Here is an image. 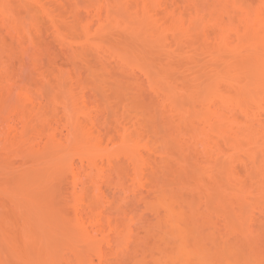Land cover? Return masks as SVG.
Here are the masks:
<instances>
[{
	"label": "bare ground",
	"instance_id": "bare-ground-1",
	"mask_svg": "<svg viewBox=\"0 0 264 264\" xmlns=\"http://www.w3.org/2000/svg\"><path fill=\"white\" fill-rule=\"evenodd\" d=\"M31 10L70 69L26 56ZM0 36L19 53L15 73L0 63V264L254 263L210 256L188 224L264 221V0H0ZM114 67L132 85L115 103Z\"/></svg>",
	"mask_w": 264,
	"mask_h": 264
},
{
	"label": "rangeland",
	"instance_id": "rangeland-1",
	"mask_svg": "<svg viewBox=\"0 0 264 264\" xmlns=\"http://www.w3.org/2000/svg\"><path fill=\"white\" fill-rule=\"evenodd\" d=\"M27 20H28L27 22H29V23L33 22L35 24V30L33 31V34H35V36H37V37L33 36L34 38L32 40H34L35 38H36V40H34V42H31L32 41L31 40L30 42L25 44L24 49H25L26 56L29 59H32V60H34L38 63H41L43 65H48L52 62H56L58 64H61V66L64 65L70 69L71 67H70V63L68 62V59H67L68 56L66 54V51L59 45L58 41L54 37V35L52 33L51 26H50V22L43 15V13H41L38 10H33V11L31 10ZM64 21H66V22H63L64 27L66 28L65 32L66 31H67L66 33L69 32L74 37L71 35L70 36L76 40L75 45H77V46H76V50L74 49V51L76 53H74V51H72L73 52L72 54H74L75 57L77 56L76 61L78 60V63H81V64L83 62L91 64L89 66H91V67L94 66L92 68H98L99 65L101 64L99 54L96 52L95 49H94L95 51L93 50L92 46L91 47L89 45L86 46L85 44L82 43V41L84 40V35L82 33L83 31L81 30V25L79 23L73 21V19L70 17H68V20H64ZM67 35L69 36V34H67ZM1 36H0V63L9 64L11 66L12 72L15 73L16 69H17V64H18L17 63V59H18L17 56L19 55V53L17 51V48L14 45L2 41L3 39H1L2 38ZM81 56H83L82 59H80ZM109 70L110 71L105 72L104 76L102 77L103 78V82H102L103 85L101 84L102 86H101L100 90H101V93L103 95L105 94V95L110 96L111 97L110 101L111 102L114 101L113 103H115V101L117 102L118 100L122 99L124 97L123 95H126V93H127L126 91L129 90L130 88H132V85H129V84H131V82L130 81L128 82V80H126V79H123V78H121L123 80H121L120 78L119 79H116V78L113 79L115 76L112 78L114 71H115V73H118V72H116L117 69H115V67L113 69L110 68ZM111 72H113V74ZM107 73H109V74L111 73V75H109ZM108 76L109 77L111 76V77L109 79H107ZM104 77H106V78L104 79ZM125 84L128 85L127 86L128 88L125 86ZM123 90L125 92H123ZM142 90H144V89L141 88L139 90L140 95L142 94L141 95L142 98H144L145 100H147V98L149 99L148 91L144 90V92H142ZM129 91H128V93H129ZM121 96H122V98H120ZM63 185L66 186V184H64V182H63ZM63 185H62V187H64ZM172 187L176 191L178 190V188H175L176 187L175 185ZM108 189H110V188H108ZM108 189H106L108 191V192L106 191V193H108V195H110V196L115 195L111 192L112 189L110 191ZM183 192H186V191H183ZM117 195L118 194H116V196L112 198V199H114L113 204H115L117 206V208L121 209V208L127 207L128 210L131 209L130 210L131 212H132V210L136 209V208H134L135 207V205L133 204L134 202H132L130 200L127 201V199L122 200L123 198L118 199L120 197H119V195L118 196ZM116 197H118V198H116ZM115 198H116V200H115ZM0 201H3V200L0 199ZM132 208H134V209H132ZM137 209H138V207H137ZM206 210H208V209H205L202 212L203 215L200 214L201 217L198 214L197 215L199 217L194 215L197 219H195L194 216H191V218L193 217L192 219L189 217L191 224L189 223L190 225L188 224V226L189 227L191 226L190 228L195 229V231L193 229L192 230H193V233L195 235L194 237L196 239L198 237L202 240L201 242L203 244L206 243L204 246L207 247V250L210 252V254H209L210 256L217 257L221 253L222 254L225 253L224 251L226 248V252L228 253L227 255H231L233 257H236L238 260H240L242 262L247 260V261H253L254 263H255V261L259 262L258 264H264V225L261 226V223L264 224V221L260 222V224L258 223V227L261 226L260 228H258L256 225V226H254V228H251L250 233H248L249 231H247V233H244V231L246 232V230H247V229H244L243 233L245 234V236H243L244 235L243 233H240V235L242 234V236H240V235H238L239 233L238 234L234 233V231L237 232L236 229L238 227V226L235 227L236 226L235 222H234L235 225H233L234 227L232 229H234V228H236V229L232 230L231 227L227 229L224 227V222H221L223 220V219L221 220V217L223 218V216L219 217L218 216L219 214H217V215L213 214L212 215L213 217L211 218L210 214H209L210 216L206 215V213H207ZM134 211L135 212L137 211V213H142V215L145 216V219L148 222V223L145 222L146 224H152L157 228H159V227L161 228L162 226H163L162 228H164V229L166 228V227H164L163 224H161L162 226H160V223H163V222H161V221H160V223L157 222L158 220L154 216H152L150 214V212H147V211L143 212V208L142 209L140 208V210L138 209V210H134ZM8 212H9L8 216L10 214L13 215L12 211L9 208L7 209V211L4 209L2 211V213H4V214H6ZM208 213H209V211H208ZM11 215H10V218H13L14 215L12 217H11ZM117 216H120V214L119 215L117 214ZM214 216L215 217L218 216L219 218L218 217L215 218ZM188 222H189V220H188ZM136 226L137 227L139 226L140 228H138V229H140V231H141V226L139 224ZM252 230H254V231H252ZM219 252H221V253H219ZM123 257L125 258L124 255H123ZM253 262H250V263H253Z\"/></svg>",
	"mask_w": 264,
	"mask_h": 264
}]
</instances>
